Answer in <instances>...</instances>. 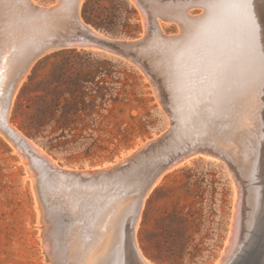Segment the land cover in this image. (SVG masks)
<instances>
[{
  "label": "rangeland",
  "instance_id": "1",
  "mask_svg": "<svg viewBox=\"0 0 264 264\" xmlns=\"http://www.w3.org/2000/svg\"><path fill=\"white\" fill-rule=\"evenodd\" d=\"M7 1L0 0V20L6 22L2 21L5 25L0 27V101L9 85L13 83L14 77L17 76L20 63L26 54L37 50L43 42L45 45L47 41L49 43L53 38L62 36V34L81 33L77 30L78 28L76 29L73 26V15L68 14L70 12L68 8H71V4L63 3V6L61 5L49 13H45L48 16L44 15V23L42 22L43 19L41 22L31 19L27 10L37 12L38 8H52L59 2L55 3V0H34L37 8L34 9L28 4L29 0H24V4H21L22 0H15V3L12 2L13 0ZM17 1L18 3L21 1L20 5L23 7L18 5ZM67 1L70 0L64 2ZM84 1H82L80 7L82 20H84L81 14ZM197 1H200V3ZM219 1L222 3L227 2V0ZM130 2L136 9V15L132 23L138 25V31L129 37H135L140 35L143 28H145V21L139 7L132 0ZM210 2H213V0H193L192 5L190 4L191 7L188 8L190 11L186 9L185 19L181 14H177L180 16H177L178 20L174 15L175 18L171 20L160 18L162 32L157 33L158 31L152 28L153 33H148L147 40L145 39L144 42L132 47L133 52H137L139 60L135 63L111 54L112 51H99L103 49L93 45L82 46L80 44H77V52L56 55V50L37 56L34 59L13 95L9 121L43 147L61 165L73 169L78 168V170L86 168L93 170V168L97 169L103 165H109L113 160L119 162L126 159V161L122 169L113 172L110 177H104L97 186L94 185L89 188L83 184L73 186L69 184L70 182L61 185L57 177L51 178L46 174L44 175L39 167L33 166L31 170L30 166L27 165L29 157L23 158L12 141L0 129V264H58L59 258H65V264H81L83 257L87 256L89 261L98 247L97 241L102 242L104 240L103 242H107L114 235V233H109L105 237L93 241L94 236L89 229L91 223L89 220L94 212L97 213L96 207L99 209L103 207V213H109L112 209L122 211V203L127 202L126 200L130 194L142 186L143 181L150 174L155 175L158 171L159 178L155 176L154 181L156 182L153 184L154 181H152V185L150 184L153 187L149 189L148 195L146 194L137 228L139 246L148 258L155 264H217V262L219 264L224 260L226 262L224 261L223 264H228L233 257H240L244 254L246 247H240L239 238L229 251L226 259L223 256L226 253L229 236L231 235L237 193V187L232 177V169L230 168V170L222 159L209 153L210 149L186 150L194 144L215 147L220 140L224 141L226 137H233L238 140L246 132V129L252 128L258 120L261 108L264 107V93L261 91L264 82L261 81L257 69L259 68L257 63H259L260 52L264 51V10H257L255 4L252 8L253 23L255 25L254 49L256 66H258L256 67L255 77H252L246 55L247 36L238 11L222 7L216 13L219 17H212L210 12L207 11V4ZM4 3H8L11 9L15 8L11 11V14L16 16V20H14V16H11L10 8L8 10L4 9ZM64 6L68 7L67 10H64L66 9ZM17 8L21 11H17ZM59 10L68 13L64 12V17L60 18L62 13ZM22 11L24 12L22 13ZM21 13L22 15H20ZM24 13L28 15V20L22 17ZM207 13L209 14L207 15ZM49 14L53 16L50 18ZM187 15H189V18ZM5 16L8 17V21L5 20ZM45 16L50 20V23L45 19ZM66 16L70 18L68 19ZM2 17L5 19H2ZM11 17H13V20ZM54 17H59V20L56 18V21H53ZM24 18L26 22L23 20ZM225 18L226 20H224ZM30 19L33 20V24L28 25L31 21H27ZM203 20L204 23L206 22L203 25L204 28L201 24ZM61 22H66L67 26H63L66 23L59 25ZM23 24H26V26ZM52 24L53 27H51ZM39 26L40 29L43 28L46 31L43 29L41 31ZM185 26L188 28L185 29ZM66 27L69 28V32ZM194 28L195 31H197V28L199 31L195 33ZM205 28L209 29L206 30ZM33 29L37 32L35 33ZM191 30L193 34H191ZM210 31L212 32L211 35L207 34ZM1 34L3 35L1 36ZM185 34L186 37H184ZM37 36H39V40L36 38ZM166 36H168V39ZM187 36L189 39H187ZM197 37L202 43L198 42ZM148 38L151 40L152 45L148 44L150 41ZM171 39L172 43L170 42ZM36 40L37 42H35ZM166 40L168 41L167 44L163 42ZM176 40L180 41L176 43ZM31 42L34 44V46L30 44L32 47L29 45ZM196 42L198 44L195 45ZM143 43H147L148 46ZM162 43H165L164 45L167 47L165 48ZM188 44H192L191 47ZM160 45L165 48L162 53H160L162 50ZM152 46H155L156 49ZM170 46H173V48H170ZM185 47H189L188 50L186 48V52L184 51ZM150 49L156 51L152 52ZM139 50L143 52V55H146L144 59ZM164 51L166 54L163 53ZM158 53L160 54L158 55ZM177 53L178 55H176ZM173 54L177 58L173 59ZM163 55H165V58L169 55L166 61H171L164 62L165 60L160 58ZM139 57H142V59ZM156 57L160 59V62L158 58L153 59ZM148 59L151 60L149 64ZM172 59L177 63L175 64V66H178L177 69L175 66L171 67V64L175 63ZM97 60L102 64L105 74H108L107 78L112 86L111 93L108 95L109 99L101 108V124L96 128L89 125L86 128L77 130L79 141L77 143L70 142L65 146H54L53 143L49 142V138L52 136L49 128L44 133L46 137L42 134H29L25 127L26 116L16 112L23 86L29 83L30 86L26 91V96L34 97L37 94L44 93L43 88L45 85L38 86V82L51 79L54 73L62 74L66 78H74L78 75V72H81L85 78L90 79L91 74L96 70ZM157 61L159 64H157ZM245 61L248 63H245ZM145 64L148 67L152 66L150 68H152L156 77L148 73ZM36 67L38 69L35 70ZM164 68L167 69L165 73ZM180 69L182 70L180 71ZM159 70H163V74ZM173 70L176 74L174 72L171 74ZM32 74H35L36 77L30 83ZM157 76L160 77L157 78ZM169 76L171 77L170 86L165 83ZM155 79L157 83H155ZM174 80H177L178 83ZM156 85L158 86L156 87ZM86 86V98L89 99V96L93 93V84L88 80ZM166 86L172 89V106L170 108L174 106L175 109L169 108V105L163 101L160 90L157 89ZM178 87L186 88V92L181 96L175 94L179 89ZM205 89L207 90L205 91ZM216 92H220L221 96H216ZM66 95L69 96L70 94L66 93ZM255 95H258V99H254L255 101L252 102ZM2 105H0L1 116ZM67 137L70 138L71 136L68 135ZM95 139L97 142L92 145ZM149 142L150 145L147 146ZM134 148L140 149L134 157L128 159ZM182 154H184V158L180 157ZM178 155H180L179 159L181 160L179 163L178 158L174 157ZM161 169L167 171L162 173V171L160 172ZM109 179L111 180L109 181ZM146 189L148 190V186ZM98 194H102L103 201L101 200L98 205L97 203L92 204L98 201ZM109 195L115 198L111 205L106 201ZM247 203L249 206L246 205L245 209L248 213H246L244 219L247 220L246 222L255 221L254 223H256L255 215H253L254 202L251 196ZM59 213L62 215L60 216ZM46 214H48L49 219H47ZM87 243L91 244L88 249L84 246Z\"/></svg>",
  "mask_w": 264,
  "mask_h": 264
},
{
  "label": "bare ground",
  "instance_id": "2",
  "mask_svg": "<svg viewBox=\"0 0 264 264\" xmlns=\"http://www.w3.org/2000/svg\"><path fill=\"white\" fill-rule=\"evenodd\" d=\"M7 1V0H6ZM9 1V0H8ZM7 1V2H8ZM15 0H13L12 2H14ZM24 0H22V3H21V1H20V3L21 4H24L25 2H23ZM65 0H60L59 1V3L58 4H56L54 7H52V8H36V2L34 1V0H29V2H28V4L32 7V8H34V9H37L38 11L37 12H32V11H28L27 10V12H28V14H29V16H30V18L31 19H33V20H37V22L38 21H40L41 22V20L44 18V15H46L45 13H49L51 10H53V9H55V8H58V7H60L63 3L64 4H66L67 3V5L68 4H71V10L68 8V10L70 11L69 13L67 12V11H64V10H67V8H66V6H64V8H66V9H64L63 10V12H61L60 10V12L62 13V15L60 16V18H62V16H63V13L64 12H67L68 14H72L73 15V26H75L76 27V29L77 30H79V31H81V33L79 34V41H77V42H75L76 44H80V45H93V46H96V47H98V48H100L99 46H97L95 43H89V42H87L86 40L87 39H85L84 37H85V35H84V33H85V31L87 30V29H90L91 30V32H93L95 35H97V36H101V37H104V35L103 34H101L97 29H95V28H93L91 25H89L87 22H86V20L84 19V20H82V18H81V16H80V7H81V4H82V1L83 0H79V2L77 1L76 2V0H70V1H67V2H64ZM138 7H139V9L142 11V13H143V15H144V21H145V27H146V25L147 24H151V27L153 28V29H155L156 31H158L157 33H159V31H160V33L162 32V23H161V21H160V18H165V19H168V20H171V19H173V18H175L174 16H176V20H178L177 19V16H179V15H177V14H181V16H184L187 12H186V9H188V8H190L191 6H190V4L192 5V1L193 0H132ZM207 1V0H206ZM211 1V0H210ZM222 1V0H221ZM4 2V1H3ZM69 2V3H68ZM198 2V1H197ZM196 2V3H197ZM202 2V1H201ZM218 2H220L219 0H218ZM15 3V2H14ZM17 3H18V1H17ZM16 3V4H17ZM20 3H18V5H20ZM27 3V2H26ZM198 3H200V1L198 2ZM225 3V2H224ZM5 4V3H4ZM10 5H11V2L9 3ZM63 4V5H64ZM202 4V3H201ZM15 5V4H14ZM62 5V6H63ZM194 5V4H193ZM200 5V4H199ZM1 6V5H0ZM20 6H22V5H20ZM28 6V5H27ZM42 6V5H41ZM202 6V5H201ZM23 7V6H22ZM203 7H204V5H203ZM3 8V7H2ZM19 8H21V7H19ZM19 8H17V11L18 10H20ZM208 8V7H207ZM206 8V9H207ZM225 8V7H224ZM5 9V8H4ZM7 10H8V8H6ZM10 9H11V7H10ZM22 10H24L23 8H21ZM28 9V8H27ZM60 9H62V8H60ZM12 10H15V8L13 9H11L10 10V14L12 13L11 11ZM189 10V9H188ZM187 10V11H188ZM205 10V9H204ZM21 11V10H20ZM19 11V12H20ZM58 11V12H59ZM190 11V10H189ZM207 11H209V9L207 10ZM232 11V10H231ZM253 11V10H252ZM6 12V11H5ZM24 11H22V13H23ZM27 12H25L26 14H27ZM59 12V13H60ZM7 13H9L8 11H7ZM14 13V12H13ZM15 13H16V11H15ZM14 13V14H15ZM22 13L20 14V15H22ZM23 14L24 16H22V17H25V18H27V16L28 15H26V14ZM58 13V14H59ZM66 13V14H67ZM204 13H205V11H204ZM234 13H236L235 11H234ZM17 14V13H16ZM15 14V15H16ZM19 14V13H18ZM209 13H207V15H208ZM231 14V13H230ZM237 14V13H236ZM26 15V16H25ZM50 15V14H49ZM54 15H57V14H54ZM174 15V16H173ZM207 15H206V17H207ZM235 15V14H234ZM11 16H14V15H12L11 14ZM46 16H48V15H46ZM45 16V19H47V17ZM53 15L51 14L49 17L51 18ZM69 16V15H68ZM189 15H187V17H188ZM195 16V15H194ZM201 16V15H200ZM205 16V15H204ZM211 16V15H210ZM216 16V18H218L219 16L218 15H215ZM214 16V17H215ZM229 16V15H228ZM15 17L16 16H14V20H16L15 19ZM19 17V16H18ZM17 17V18H18ZM21 16H20V18H22ZM48 17V18H49ZM64 17V16H63ZM67 17V16H66ZM180 17V16H179ZM220 17H221V15H220ZM5 18H6V16H5ZM5 18H3L2 17V19H5ZM8 18V17H7ZM5 19V20H7L8 21V19ZM10 18V17H9ZM12 18V20H13V17H11ZM25 18L23 19L24 21H25ZM55 18V19H54ZM53 18V21L55 20L56 21V18L57 17H54ZM68 18V17H67ZM70 18V17H69ZM68 18V19H69ZM184 19H185V16L183 17ZM183 18H181V19H183ZM189 18V17H188ZM187 18V19H188ZM193 18V17H192ZM200 18V17H199ZM211 18V17H210ZM228 18V17H227ZM0 19H1V17H0ZM19 19V18H18ZM17 19V20H18ZM29 20V21H27V22H30V23H28V25L29 24H31L32 23V21L33 20ZM67 19V20H68ZM204 19V18H203ZM209 19V18H208ZM10 20V19H9ZM12 20H10V22H12ZM27 20H28V18H27ZM48 21H49V23H50V20L49 19H47ZM46 20V22H48ZM57 20H59V17L57 18ZM63 20H64V18H63ZM63 20H61L62 22H63ZM72 20V19H71ZM191 20H193V19H191ZM207 20V19H206ZM205 20V21H206ZM212 20V19H211ZM224 20H226V18L224 19ZM3 21V20H2ZM1 20H0V23L2 24V26H0V27H4V25H3V22H2ZM180 21H182V20H180ZM186 21V20H185ZM195 21H197V20H195ZM199 21V20H198ZM200 21H201V19H200ZM209 21V20H208ZM223 21V20H222ZM228 21V20H227ZM230 21V20H229ZM231 21H232V19H231ZM236 21V20H235ZM10 22H7V23H10ZM26 22V21H25ZM39 22V23H40ZM42 22H44L45 23V20L43 19L42 20ZM51 22H52V19H51ZM59 23V25L61 24H64V23H66V22H69V21H66V22H64V23ZM176 22H178V21H176ZM192 22V21H191ZM190 22V23H191ZM202 22V21H201ZM200 22V23H201ZM211 22V21H210ZM216 22V21H215ZM4 23H6V22H4ZM13 23H15V22H13ZM18 23V22H17ZM48 23V24H49ZM53 23V22H52ZM56 23V22H55ZM186 23V22H185ZM194 23V22H193ZM197 23V22H196ZM0 24V25H1ZM33 24V23H32ZM71 24V23H70ZM186 24H188V23H186ZM192 24V23H191ZM190 24V25H191ZM197 24H199V23H197ZM202 24V27H203V25L204 24H206V22L204 23V20H203V23H201ZM217 24V23H216ZM222 24V23H221ZM13 25V24H12ZM19 25V24H18ZM24 25V24H23ZM55 25V24H54ZM56 25H57V23H56ZM55 25V26H56ZM180 25H182V24H180ZM189 25V26H190ZM209 25V24H208ZM208 25H207V27H208ZM211 25V24H210ZM230 25H231V23H230ZM232 25H234V24H232ZM241 25V24H240ZM7 26V25H6ZM15 26H16V24H15ZM20 26V25H19ZM24 26H26V24L24 25ZM40 26H41V24H40ZM40 26H39V29H40ZM54 26V27H55ZM58 26V25H57ZM63 26H67V23L66 24H64ZM72 26V25H71ZM188 26V25H187ZM30 27V26H29ZM50 27V26H49ZM51 27H53V24H52V26ZM50 27V28H51ZM59 27V26H58ZM191 27V26H190ZM193 27V26H192ZM201 27V26H200ZM200 27H199V30H200ZM206 27V26H205ZM223 27H225V26H223ZM231 27V26H230ZM237 27V26H236ZM21 28V27H20ZM33 28H35V27H33ZM45 28V27H44ZM61 28H63V27H61ZM152 28H151V30H152ZM188 27H186L185 26V29H187ZM196 28V27H195ZM195 28H194V31H195ZM204 28V27H203ZM210 28V27H209ZM208 28V29H209ZM212 28V27H211ZM24 29V28H23ZM28 29V28H27ZM37 29H38V27H37ZM38 29V30H39ZM43 29V28H42ZM42 29H40L41 31H42ZM58 29V28H57ZM66 29H67V31L69 30V28L68 27H66ZM191 29V28H190ZM206 29V28H205ZM208 29H206V30H208ZM216 29V28H215ZM232 29V28H231ZM1 30H2V28H1ZM28 30H30V29H28ZM34 30V29H33ZM32 30V31H33ZM44 31H46V29H43ZM50 30V29H49ZM48 30V31H49ZM54 30V29H53ZM53 30H51L52 32H53ZM56 30V29H55ZM63 30H64V28H63ZM76 30V31H77ZM198 30V28H197V31H199ZM27 31V30H26ZM31 31V32H32ZM35 31V33L37 32V30H34ZM43 31V32H44ZM58 31V30H57ZM57 31H56V33H57ZM62 31V30H61ZM182 31V30H181ZM197 31H195V33H197ZM212 31V30H211ZM209 32V33H207V34H210L211 35V33L212 32ZM19 32V31H18ZM21 32H22V30H21ZM40 32V31H39ZM43 32H42V34H43ZM55 32V31H54ZM63 33H66V32H64V31H62ZM69 32V31H68ZM71 32V31H70ZM73 32V31H72ZM75 32V31H74ZM152 32V31H151ZM204 32V31H203ZM202 32V33H203ZM41 33V32H40ZM46 33V32H45ZM44 33V35L46 36V34ZM48 33V32H47ZM55 33V34H56ZM59 33H60V30H59ZM153 33V32H152ZM157 33H156V36L158 37V35H157ZM180 33V32H179ZM187 33H189V32H187ZM206 33V32H205ZM204 33V34H205ZM15 34V33H14ZM39 34V33H38ZM37 34V35H38ZM54 34V33H53ZM58 34V33H57ZM69 34V33H68ZM72 34V33H71ZM74 34V33H73ZM76 34V33H75ZM182 34V33H181ZM191 34H193V32H192V30H191ZM3 34H1V36H2ZM25 35V34H24ZM44 35H42V36H44ZM59 35V34H58ZM61 35V34H60ZM63 35V34H62ZM152 35H154V34H152ZM163 35V34H162ZM166 35V34H165ZM177 35V34H176ZM183 35V34H182ZM197 35V34H196ZM198 35L200 36V34H199V32H198ZM237 35V34H236ZM261 35V34H260ZM36 36V35H35ZM45 36H44V38H45ZM149 36H151V35H149ZM161 36V35H160ZM159 36V37H160ZM175 36V35H174ZM194 36V35H193ZM198 36V37H199ZM217 36V35H216ZM38 37L39 36H37L36 38L38 39ZM49 37V36H48ZM54 37V36H53ZM60 37V36H59ZM148 37V36H147ZM152 37H154V36H152ZM163 37V36H162ZM161 37V38H162ZM168 36H166V38H167ZM170 37H172V36H170ZM169 37V38H170ZM176 37V36H175ZM179 37H180V35H179ZM184 37H186V34H185V36ZM192 37V36H191ZM198 37H197V39H198ZM204 37H206V36H204ZM243 37V36H242ZM5 38V37H4ZM58 38V37H57ZM57 38H53V40H56ZM156 38V37H155ZM155 38H153V39H155ZM161 38H157V39H161ZM201 38V37H200ZM2 39H3V37H2ZM33 39H34V37H33ZM149 39V38H148ZM156 39V40H157ZM163 39V38H162ZM168 39V38H167ZM178 39V38H177ZM182 39V38H181ZM184 39H186V38H184ZM184 39H183V41H184ZM187 39H189L188 38V36H187ZM186 39V40H187ZM204 39V38H203ZM236 39V38H235ZM22 40V39H21ZM25 40V39H24ZM39 40V39H38ZM43 40V39H42ZM146 40H147V38H146ZM150 40V39H149ZM195 40H196V38H195ZM201 40H202V38H201ZM209 40V39H208ZM4 41V40H3ZM23 41V40H22ZM154 41V40H153ZM162 41V40H161ZM161 41H160V43H161ZM178 41H180V40H178ZM177 40H176V43L178 42ZM182 41V40H181ZM197 41V40H196ZM204 41H205V39H204ZM203 41V42H204ZM25 42V41H24ZM35 42H37V40L35 41ZM34 42V43H35ZM147 42V41H146ZM151 42V40L148 42V44H151L152 45V43H150ZM155 42V41H154ZM159 42V41H158ZM163 42H166V44H167V40L166 41H163ZM171 43H172V39H171V41H170ZM175 42V41H174ZM194 41L192 40V43H193ZM198 42H201L199 39H198ZM198 42H196L195 43V45L196 44H198ZM245 42V41H244ZM7 43V42H6ZM8 43H9V41H8ZM39 43V42H38ZM44 43V42H43ZM42 43V44H43ZM47 43H48V41H47ZM47 43L44 45H42L41 44V46H39V48L37 49V50H34L33 52H29L28 54H26L25 56H24V58L22 59V62L20 63V70H19V72L17 73V76H15L14 77V81H13V83H14V88H13V91H12V94H11V98H10V101H9V106L6 108L4 105H2L3 106V111H2V116L0 115V129L8 136V138L12 141V143L14 144V146H15V148H16V150H18L20 153H21V155H22V157L23 158H25L26 156L27 157H29V160H28V163H27V165H29L30 166V169L32 170V167L33 166H36V167H39L40 168V170L44 173V175L46 174V175H48V176H50L51 178H54V176L55 177H57V179H58V181H59V183L61 184V185H63V184H65V183H67V182H70L69 184H72L73 186H78V185H80V184H83L84 186H86V187H91V186H94V185H98V183L104 178V177H106V176H111L112 175V173H113V168H115V166H117V164H121V165H123L124 164V162L126 161V159H122V160H120L119 162H117L116 160H114V162H110V164L109 165H103V166H101V167H99V168H97V169H95V168H93V170H100V169H103V168H106L107 169V171L103 174V172L100 174V175H90L91 174V171L92 170H89L90 168H86V169H84V170H78V168H70V167H67L66 165H61L57 160H56V158H54L52 155H50L48 152H46V150L43 148V147H41L39 144H37L34 140H32L31 138H29L28 136H26L19 128H17L15 125H13L10 121H9V111H10V106H11V103H12V99H13V95H14V93H15V91L17 90V87L19 86V84H20V82H21V80L23 79V77L25 76V73L29 70V68H30V66L32 65V63H33V59H35L34 57H35V55H36V53L37 52H39V51H42V49L47 45ZM50 43V42H49ZM180 43V42H179ZM178 43V44H179ZM202 43V42H201ZM30 44H32L33 46H34V44H33V42H31V43H29V45ZM37 44V43H36ZM144 44V43H143ZM146 45H147V43H145ZM144 44V45H145ZM155 44H157V43H155ZM159 44V43H158ZM157 44V45H158ZM163 44V43H162ZM165 44V43H164ZM163 44V45H164ZM170 44V43H169ZM7 45V44H6ZM6 45H5V47H6ZM28 45V46H29ZM32 45H30L31 47H32ZM150 45V46H151ZM154 45V44H153ZM156 45V46H157ZM163 45H160L162 48V50H161V52L160 53H162V51H163V49L165 50V48L167 47H165V45H164V47L165 48H163ZM181 45V44H180ZM179 45V46H180ZM187 45V44H186ZM188 45H190V47H191V45L192 44H188ZM194 45V44H193ZM141 46V45H140ZM140 46H138L139 48H141ZM148 46V45H147ZM169 46V45H168ZM173 46H174V44H173ZM173 46L171 47L170 46V48H173ZM176 46V45H175ZM207 46V45H206ZM142 47H144V46H142ZM152 47H155V46H152ZM159 47V46H158ZM205 47V46H204ZM4 48V47H3ZM2 48V49H3ZM6 48H8V47H6ZM169 48V47H168ZM178 48V47H177ZM183 48V47H182ZM186 48L187 47H185V52H186ZM189 48V47H188ZM188 48H187V50H188ZM207 48V47H206ZM210 48V47H209ZM209 48H208V50H209ZM101 49V48H100ZM135 49H137L136 47H135ZM144 49V48H143ZM143 49H141V50H143ZM155 49H156V47H155ZM154 49V50H155ZM158 49H160V48H158ZM157 49V50H158ZM6 50H8V49H6ZM31 50V49H30ZM103 50H106V51H111L110 49H108V48H104ZM141 50H139L140 52H141ZM151 50V49H150ZM154 50H151L152 52H155ZM198 50H199V48H198ZM198 50H196L197 52H198ZM29 51V50H28ZM137 51V50H136ZM195 51V52H196ZM135 52V51H134ZM148 52V51H147ZM179 52V51H178ZM209 52V51H208ZM1 53V52H0ZM40 53V52H39ZM137 53V52H136ZM135 53V54H136ZM143 52H141V54H142ZM151 53V52H150ZM160 53H158V55L160 54ZM164 54H166V52L164 51L163 52ZM169 52L167 51V54H168ZM173 53V52H172ZM194 53V52H193ZM245 53V52H244ZM140 54V53H139ZM140 54V55H141ZM144 54H145V52H144ZM198 54V53H197ZM9 55V54H8ZM137 55V54H136ZM143 55V54H142ZM148 55V54H147ZM150 55V54H149ZM148 55V56H149ZM162 55V54H161ZM176 55H178V53L176 54ZM175 55V56H176ZM188 55V54H187ZM192 55V54H191ZM195 55V54H194ZM201 55V54H200ZM138 56V55H137ZM144 56L146 57V55H143L142 57H143V59H144ZM165 55H163V56H160V58L162 59L163 58V60H165L164 62H170L169 60L168 61H166V58L167 57H169V55L165 58L164 57ZM172 56V55H171ZM173 56H174V54H173ZM174 56V58L173 59H175V58H177V57H175ZM224 56V55H223ZM142 57H139V58H141L142 59ZM151 57V56H150ZM149 57V58H150ZM153 57V56H152ZM188 57H189V55H188ZM187 57V58H188ZM158 57H156V58H153V59H157ZM193 58H194V56H193ZM216 58V57H215ZM159 59V58H158ZM169 59H171V58H169ZM172 59V60H173ZM195 59V58H194ZM194 59H193V61H194ZM3 60V59H2ZM13 60V59H12ZM192 60V59H191ZM190 60V61H191ZM139 61V60H138ZM141 61V60H140ZM148 64L149 63H151L150 61L151 60H149L148 59ZM174 61V60H173ZM173 61H172V63H173ZM204 61H206V60H204ZM239 61V60H238ZM143 62V61H142ZM158 62V61H157ZM159 62H160V59H159ZM159 62L157 63V64H159ZM175 62V61H174ZM1 63V62H0ZM144 63V62H143ZM143 63H141V64H143ZM147 63V62H146ZM155 63V62H154ZM153 63V64H154ZM195 63V62H194ZM245 63H248L247 61H245ZM160 64H162V63H160ZM166 64V63H165ZM174 64V65H173ZM173 64H171V67L172 66H175V64H177L176 62L175 63H173ZM199 64V63H198ZM229 64V63H228ZM155 65H156V63H155ZM167 65H168V63H167ZM179 65V64H178ZM257 65H259V63H257ZM142 66H144V64L142 65ZM150 66V65H149ZM157 66V65H156ZM155 66V67H156ZM166 66V65H165ZM164 66V67H165ZM184 66V65H183ZM203 66V65H202ZM208 66V65H207ZM217 66V65H216ZM145 67H146V69H147V71H148V73L149 74H151V75H154L155 73H153V70H152V68H150V67H152V66H150V67H148V66H146V64H145ZM169 67V66H168ZM167 67V68H168ZM170 67V68H171ZM176 67V69H177V67L178 66H175ZM205 67V66H204ZM256 67H258V66H256ZM157 68V67H156ZM173 68V67H172ZM248 68V67H247ZM162 69V68H161ZM160 69V70H161ZM165 69V68H164ZM201 69V68H200ZM208 69V68H207ZM228 69V68H227ZM232 69V68H231ZM258 69V68H257ZM157 70V69H156ZM159 70V71H160ZM166 70L167 69H165V71H164V73L166 72ZM172 70V69H171ZM170 70V71H171ZM175 70V69H174ZM174 70L171 72V74L174 72ZM182 69H180V71H181ZM155 71V70H154ZM158 71V70H157ZM169 71V72H170ZM177 71V70H176ZM192 71H193V69H192ZM198 71V70H197ZM205 71H207L206 69H205ZM210 71V70H209ZM243 71V70H242ZM161 73L163 72V70L162 71H160ZM159 72V73H160ZM196 72V71H195ZM204 72V71H203ZM202 72V73H203ZM212 72V71H211ZM229 72V71H228ZM156 73H158V72H156ZM160 73V74H161ZM168 73V72H167ZM175 73V72H174ZM180 73V72H179ZM183 73V72H182ZM148 74V75H149ZM163 74V73H162ZM176 74V73H175ZM174 74V75H175ZM181 74V73H180ZM184 74V73H183ZM182 74V75H183ZM222 74V73H221ZM157 75V74H156ZM159 75V74H158ZM165 76H167L166 74H164ZM163 75V76H164ZM170 75V74H169ZM155 76V75H154ZM165 76H164V79H165ZM156 77V76H155ZM160 77V76H159ZM158 76H157V78H159ZM176 77V76H175ZM178 77V76H177ZM176 77V78H177ZM179 77H180V75H179ZM184 77H186V76H184ZM208 77V76H207ZM259 77V76H258ZM162 78V77H161ZM168 78V77H167ZM172 78H173V75H172ZM187 78V77H186ZM152 79H154V78H152ZM180 79V78H179ZM207 79V78H206ZM170 80H171V77L169 76V79H167L166 80V82L165 83H167L169 86H170V84L169 83H171L170 82ZM188 80V79H187ZM214 80V79H213ZM155 81H156V79H155ZM174 81H176L177 82V80H174ZM179 81V80H178ZM183 81H185V80H183ZM217 81V80H216ZM262 81V80H261ZM260 81V82H261ZM160 82V81H159ZM162 82V81H161ZM175 82V83H176ZM182 82V81H181ZM155 83H157V81L155 82ZM173 83V82H172ZM178 83V82H177ZM176 83V84H177ZM159 84V83H158ZM161 84V83H160ZM163 84V83H162ZM166 84V85H167ZM179 84H181L180 83V81H179ZM212 84H214V83H212ZM220 84V83H219ZM183 85V84H182ZM158 85H156V87H157ZM158 87L157 89H159L160 90V92H161V95H162V97H163V101L164 102H166L168 105H169V108H170V106H172V89H171V87ZM208 86V85H207ZM226 86V85H225ZM264 86V85H263ZM186 87V86H185ZM185 87H181V88H179V89H177V92L175 93L176 95L178 94L179 96H181L182 94H184V92H186V88ZM218 88V87H217ZM170 89H171V91H170ZM189 89V88H188ZM264 87H262V90L261 91H263V93H264ZM207 89H205V91H206ZM196 92H197V90H196ZM203 92V91H202ZM208 92V91H207ZM227 92V91H226ZM229 92V91H228ZM187 93H188V91H187ZM206 93V92H205ZM205 93H203V94H205ZM217 93V92H216ZM220 93V92H219ZM219 93H217V95L216 96H221V94H219ZM222 93V92H221ZM197 95V94H196ZM215 95V94H214ZM201 97V96H200ZM199 97V98H200ZM203 97V96H202ZM185 98V97H184ZM183 98V99H184ZM204 98V97H203ZM209 98V97H208ZM197 99V98H196ZM195 99V100H196ZM218 99V98H217ZM257 100L258 99V95H255V97L254 98H252V102L253 101H255V100ZM199 100V99H198ZM197 100V101H198ZM176 101H177V99H176ZM207 101H209V100H207ZM213 101V100H212ZM186 102H187V100H186ZM194 102V101H193ZM204 102V101H203ZM211 103V102H210ZM196 104V103H195ZM207 104H209V103H207ZM215 104H216V106H217V103L215 102ZM183 105V104H182ZM189 105V104H188ZM198 107V106H197ZM204 107V106H203ZM218 107V106H217ZM173 108H174V106H173ZM173 108H170V109H173ZM175 109V108H174ZM178 109V108H177ZM206 110V109H205ZM204 111V110H203ZM180 112V111H179ZM191 112V111H190ZM189 112V113H190ZM194 112V111H193ZM0 113H1V111H0ZM195 113V112H194ZM215 114V113H214ZM217 114V113H216ZM190 116H192V115H190ZM193 117V116H192ZM184 120V119H183ZM201 121V120H200ZM185 124V123H184ZM6 125L7 126H9V128L8 127H6ZM199 127V126H198ZM206 129V128H205ZM207 130V129H206ZM195 138V137H194ZM194 140V139H193ZM198 140H199V138H198ZM156 142V141H155ZM215 148H216V152H212L211 150L209 151V153H211L214 157H216V158H219V159H222L225 163H226V165L229 167V169L231 168L232 169V171L231 172H233L232 173V177H233V180H234V182H235V184H236V189H237V193H236V198H235V209H234V219H233V226H232V228H231V235L229 236V241H228V244H227V250H226V253L223 255L224 256V258L226 259V257H227V255L229 254V251L232 249V247H233V245H235V242L236 241H238V239H239V244H240V247H242V246H244V248L246 247V250L244 251V254L243 255H241L240 257H233L230 261H229V263L228 264H264V107H262L261 108V112H260V114L258 115V120L254 123V125H253V127L252 128H248V129H246V132H244V134L242 135V137H240L238 140L237 139H235V138H233V137H226V139L223 141H219L218 143H217V145L215 146ZM202 150V149H201ZM192 151V150H191ZM182 152H184V151H182ZM204 152H206V151H204ZM138 153V151L136 152V153H132V154H130L129 156H128V159L129 158H132V157H134L136 154ZM208 153V154H209ZM191 154H192V152H191ZM180 155H178V156H174V157H176V158H178V163L181 161L179 158L181 157V158H184L185 156H184V154H182L180 157H179ZM28 159V158H27ZM120 159V158H119ZM118 159V160H119ZM173 159V158H172ZM155 160V159H154ZM173 160H175V159H173ZM177 160V159H176ZM175 160V161H176ZM174 161V162H175ZM174 162H172L173 164H174ZM178 163H176V164H178ZM175 166V165H174ZM172 168V167H171ZM120 169H122V168H120ZM119 169V170H120ZM167 169H169V167H167ZM230 169V170H231ZM116 170V169H115ZM114 170V172H116V171H118V170H116L115 171ZM155 171V170H154ZM162 171V173H163V171L165 172V171H167V170H160V172ZM159 172V171H158ZM158 172H157V174H150L149 175V177H147V179H145V181H143V183H142V186H140L138 189H137V191H135V192H132L131 194H130V196L128 197V199L126 200L127 202H125V204H123L122 203V211H119V210H117V209H112V210H110L109 211V213L108 212H104L103 213V211H102V208L103 207H100L101 209H99V208H97L96 207V211H97V213H93L91 216H92V218L89 220V222H91L90 223V225H89V229H90V231H91V233L93 234V241H96L98 238H103V237H105L106 236V234H111V233H114V235L112 236V237H110L109 238V240L107 241V242H100V241H97V244H98V247L95 249V253H93V255H92V258H90L89 259V261H88V256L87 257H83V260H82V262H81V264H116V263H119V264H124V262H125V259H124V257H122V250H126V230H125V228L123 227V222H127V217H128V215H129V209H128V206H127V204H128V202H130V201H132L134 198H135V196H139V197H141L142 198V204H141V207H140V209H139V213H138V215L133 219V222H134V231H133V234H132V236H133V241H134V244H135V246H136V248H137V250H138V253H139V255H140V260L139 261H136L135 259L133 260V261H131V264H137V262L139 263V264H155L150 258H148L144 253H143V251H142V249L140 248V246H139V243H138V240H137V228H138V225H139V221H140V217H141V211H142V208H143V205H144V202H145V198H146V196L148 195V191H149V189H151L152 187H151V182L152 181H154L155 179V176H156V178H159V175H158ZM79 173V174H78ZM162 173H160L161 175H162ZM76 174H78L77 176H76ZM82 175H85L86 177H82ZM158 175V176H157ZM136 176V175H135ZM145 177H146V175H145ZM144 177V178H145ZM134 179V178H133ZM111 179H109V181H110ZM157 180V179H156ZM156 181H154L153 182V184L155 183ZM130 183V182H129ZM141 183V182H140ZM49 184V183H48ZM51 184H52V181H51ZM128 184V183H127ZM151 184V185H150ZM67 185V184H66ZM70 186V185H69ZM148 186V190L146 189V187ZM150 186V187H149ZM40 187V186H39ZM60 187V186H59ZM62 187V186H61ZM72 189V188H71ZM141 190V191H140ZM52 191V190H51ZM139 191V192H138ZM46 194V193H45ZM147 194V195H146ZM250 196H251V198L253 199V202H254V214L253 215H255V220L257 221L256 223H254V222H246L245 221V219H244V216L246 215V213H248L247 211H246V209H245V207H246V205L247 206H249V204L247 203V201H248V199L250 200ZM97 199H98V201L97 202H93L92 204H94V203H97V205L99 204V203H101V200L103 199V197H102V194H98V196H97ZM107 200L106 201H108V203L111 205L112 204V202H113V199H115V198H113V197H111V195H109V198H106ZM103 201V200H102ZM53 202V201H52ZM105 203V202H104ZM57 204H61V203H57ZM92 204H91V206H92ZM114 204V203H113ZM79 205H81V204H79ZM57 206H59V205H57ZM57 206H56V208H57ZM53 207V206H52ZM79 207V206H78ZM85 207H86V204H85ZM113 207V206H112ZM81 208V207H80ZM244 208V209H243ZM94 209V208H93ZM57 210V209H56ZM73 210V209H72ZM75 210V209H74ZM253 210V209H252ZM47 211V210H46ZM45 211V212H46ZM54 212H55V210H53ZM67 211V210H66ZM95 211V210H94ZM250 211V210H249ZM63 212V211H62ZM51 213V212H50ZM85 214H88V213H85ZM250 214H252V213H250ZM249 214V215H250ZM47 215V219H49L48 218V214H46ZM50 215V214H49ZM54 215V214H53ZM59 215H60V213H59ZM62 215V214H61ZM60 215V216H61ZM53 217V216H52ZM87 217V216H86ZM250 217V216H249ZM54 219V218H53ZM64 219H66V218H64ZM63 219V220H64ZM251 219V218H250ZM88 221V220H87ZM64 222V221H63ZM58 223V222H57ZM122 224V225H121ZM121 225V226H120ZM79 228V227H78ZM49 229H51V228H49ZM80 229V228H79ZM115 231H117V236H116V234H115ZM76 233V232H75ZM119 234V235H118ZM78 235V234H77ZM88 236V235H87ZM76 239H78V238H76ZM75 239V240H76ZM86 240V239H85ZM92 242V241H91ZM66 244H67V242H66ZM80 245V244H79ZM46 246V245H45ZM85 246V248H89V246H91V244H86V245H84ZM117 246V247H116ZM69 247V246H68ZM82 247V246H81ZM52 248V247H51ZM118 248H121L122 250H120L119 249V251L117 250ZM49 250V249H48ZM88 252V251H87ZM242 252H243V250H242ZM236 253V252H235ZM241 254V253H240ZM54 255V254H53ZM56 255V254H55ZM54 255V256H55ZM57 256V255H56ZM222 256V257H223ZM222 259V258H221ZM65 258H59V260H58V264H65ZM88 261V262H87ZM225 261V260H224ZM223 261V262H224ZM223 262H220L219 264H223ZM226 262V261H225ZM217 264H218V262H217Z\"/></svg>",
  "mask_w": 264,
  "mask_h": 264
},
{
  "label": "trees",
  "instance_id": "3",
  "mask_svg": "<svg viewBox=\"0 0 264 264\" xmlns=\"http://www.w3.org/2000/svg\"><path fill=\"white\" fill-rule=\"evenodd\" d=\"M135 15L136 9L130 0H85L82 6V16L87 22L114 35L135 34L138 31V25L132 23ZM77 51V48H65L57 50L55 54ZM96 62V70L90 79L81 72L74 78L54 73L51 79L38 82V86L45 85L44 93L34 97L26 96L29 83L23 86L16 112L26 116L25 127L29 134L46 137L44 133L49 128L52 135L49 142L54 146H65L79 141L77 130L89 125L96 128L101 124V108L109 99L112 86L102 64L99 60ZM35 77V74L30 76V83ZM88 80L93 84L89 99L86 98ZM96 142L95 139L92 145Z\"/></svg>",
  "mask_w": 264,
  "mask_h": 264
},
{
  "label": "water",
  "instance_id": "4",
  "mask_svg": "<svg viewBox=\"0 0 264 264\" xmlns=\"http://www.w3.org/2000/svg\"><path fill=\"white\" fill-rule=\"evenodd\" d=\"M59 1L60 0H55V3L59 2ZM77 1L79 2V0H76V2ZM87 23L89 25H91L93 28L97 29L101 34L104 35V37L97 36L93 32H91L90 29H87L84 33V35H85L84 38L87 39L86 40L87 42L95 43L97 46H99L102 49L108 48L112 51L111 54L125 58L128 61H131L133 63L138 61V56L133 52L132 47L134 45H138L139 43L144 42L146 39V36L148 35L149 32H151V28H152L151 24H147L146 27L143 28V30L141 31L140 35L135 36V37H129L126 35H114V34L106 32L100 28H97L96 26L92 25L89 22H87ZM79 37H80L79 34H75V33L74 34H64V35L58 37L56 40H52L50 43H48L42 49V51H39L40 53L39 52L36 53L34 58H36L37 56L39 57V56L46 54L48 52H53V51L60 50V49L77 48V44L75 42L79 41ZM99 51H104V50H99ZM13 88H14V83L10 84L6 93L2 95L0 105L3 104L6 108L9 106L8 104H9V101L11 98ZM6 127L9 128V126H7V125H6ZM150 140L152 141L153 138ZM149 145H150V142L147 143V146H149ZM200 148L210 149L212 152L217 151L214 146L208 147V146H202V145H197V144L191 145L186 151H188L190 149L192 150V149H200ZM139 149L134 148L133 153H136L137 151H139ZM111 162H114V160ZM122 167H124V166L121 164H117V166H115V168H113V172L115 169L119 170ZM106 171H107L106 168H103L100 170H92L90 175H93V176L94 175H100L102 172L104 174ZM78 174H76V176ZM82 177H86V176L82 175ZM141 204H142V198L139 196H135V198L132 201L128 202V204H127L128 209H129V215L127 217V222L122 223L123 227L125 228L126 233H127L126 234V243H125L126 244V250H122L121 248L117 249L118 251H119V249L123 251L122 257H124V259H125L124 264H131V261H133L134 259L136 261L140 260V255H139L138 250L134 244L132 234L134 231L133 219L138 215ZM115 234L117 236V231H115ZM119 263H116V264H119ZM137 264H139V263L137 262Z\"/></svg>",
  "mask_w": 264,
  "mask_h": 264
},
{
  "label": "snow or ice",
  "instance_id": "5",
  "mask_svg": "<svg viewBox=\"0 0 264 264\" xmlns=\"http://www.w3.org/2000/svg\"><path fill=\"white\" fill-rule=\"evenodd\" d=\"M254 4L256 5L257 10H264V0H227L226 3L213 0V2L207 4L212 17H214L217 13V10L222 7H228L238 11L247 36L246 55L248 57L250 75L252 77H255L256 75V56L254 49L255 25L253 23L252 15V8ZM3 7L10 8L11 6L8 3H5ZM258 71L262 82H264V51H261L259 55Z\"/></svg>",
  "mask_w": 264,
  "mask_h": 264
}]
</instances>
